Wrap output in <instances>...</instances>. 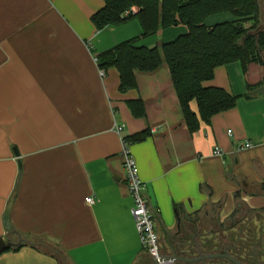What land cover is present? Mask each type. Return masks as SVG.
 <instances>
[{
	"label": "crops",
	"instance_id": "1",
	"mask_svg": "<svg viewBox=\"0 0 264 264\" xmlns=\"http://www.w3.org/2000/svg\"><path fill=\"white\" fill-rule=\"evenodd\" d=\"M103 6L104 0H0V237L15 244L0 264H154L131 214L123 154V138L145 129L151 134L130 150L164 253L195 245L206 251L203 224L212 206L219 205L220 222L243 204L264 208V92L256 91L264 87V66H217L204 86L251 97L191 132L167 63L136 70L138 89L126 93L115 68L101 75L97 55L142 34L137 19L98 30L92 16ZM220 14L206 23L227 17ZM187 31L162 28L140 44L170 42ZM137 98L145 117L128 105ZM191 107L199 113L196 100ZM217 146L223 153H214Z\"/></svg>",
	"mask_w": 264,
	"mask_h": 264
},
{
	"label": "trees",
	"instance_id": "2",
	"mask_svg": "<svg viewBox=\"0 0 264 264\" xmlns=\"http://www.w3.org/2000/svg\"><path fill=\"white\" fill-rule=\"evenodd\" d=\"M225 12L233 13L237 19L213 25L206 23L210 16ZM133 19L140 22L142 34L97 55L100 70L106 73L111 68L117 70L122 93L138 89L136 70L153 71L167 63L186 125L191 132L199 129L201 120L210 123L214 115L235 107L240 97H251L250 92L235 95L221 87H206L204 82L213 79L219 65L239 62L245 71L251 63L264 66L260 0H104V6L92 16L98 30L110 25H123ZM177 25L187 26L188 31L170 42L154 46L140 44L141 38ZM193 100L197 101L199 113L191 107ZM128 105L136 117L146 116L142 98L128 100ZM150 134V129H145L123 139L132 145L144 141ZM216 206L219 209V205ZM207 212L211 213L210 208ZM238 223L232 222L228 229L236 227ZM219 225L225 229L223 222H219ZM179 235L181 231L172 233L173 238ZM184 243L187 245L186 241ZM194 248L188 247L182 251L175 248L172 255L199 256L200 253Z\"/></svg>",
	"mask_w": 264,
	"mask_h": 264
},
{
	"label": "built area",
	"instance_id": "3",
	"mask_svg": "<svg viewBox=\"0 0 264 264\" xmlns=\"http://www.w3.org/2000/svg\"><path fill=\"white\" fill-rule=\"evenodd\" d=\"M100 72L101 75L105 74V71L103 70ZM122 127L123 126L121 125L117 126L118 132L122 129ZM229 133H232V130H229ZM251 145L252 144L250 142L245 144L246 147H250ZM214 153L221 154L223 151L217 146ZM123 154L126 181L133 197L131 214L135 220L143 248L150 254L154 264H184L174 255L164 253L161 248L160 237L155 227V215L143 193L144 184L139 174L137 161L130 150V145H128L125 141ZM86 201L89 204H93L95 199L93 196H89L86 198Z\"/></svg>",
	"mask_w": 264,
	"mask_h": 264
},
{
	"label": "rangeland",
	"instance_id": "4",
	"mask_svg": "<svg viewBox=\"0 0 264 264\" xmlns=\"http://www.w3.org/2000/svg\"><path fill=\"white\" fill-rule=\"evenodd\" d=\"M221 14H222V16L225 15L227 17L223 18L219 22L235 18V15L233 13H230V12L221 13ZM221 14H220V16H221ZM215 15H217V14H215ZM260 16H261V24L264 27V0H260ZM243 206H244L243 208H239L236 215H234L233 217H230L229 219H227L223 223H224L225 229H228V227H230V225L234 221L236 222L238 220L240 222L241 220L242 221L244 220V222L242 224H237L236 227H234L232 229L229 228L228 230L223 229V227L221 228V226L219 225L220 221H219V217H218V215H219L218 207L217 206L211 207L210 216L209 217L207 216L208 218H206L204 220V224H203V226L207 229V232L210 233V230L213 229V233L212 232L210 233L211 234L210 235L211 244L209 246L210 249H215V251H217L218 246H216V245H219L223 241H225L226 243H237V242L243 243V242H246V241H240L239 242L237 240L239 235H241V230L245 229L243 232L247 233V235H249V233L255 234L256 233L255 229L260 228L261 224H264V208L258 209V210L257 209L248 210L249 208H247L244 204H243ZM194 250H195V248H194ZM197 250H198V248H197ZM193 256H194V254H193ZM216 261H218V260H214V261L209 260L203 264H214Z\"/></svg>",
	"mask_w": 264,
	"mask_h": 264
},
{
	"label": "flooded vegetation",
	"instance_id": "5",
	"mask_svg": "<svg viewBox=\"0 0 264 264\" xmlns=\"http://www.w3.org/2000/svg\"><path fill=\"white\" fill-rule=\"evenodd\" d=\"M244 221V220H243ZM243 223V222H241ZM245 229L241 230V235L237 238L240 241H246L243 243H226L225 241L221 242L217 247V251L215 249H210V239H208L207 246L204 250L206 251H198L201 254H212V253H222L231 255L234 260L227 257H218L205 259L206 261H214L218 260L216 264H264V224H261L260 228L255 229V234L247 235V233L243 232ZM213 233V229L210 230V233ZM209 238H210V235ZM249 239V240H248ZM196 243V242H195ZM195 248L198 247L195 245ZM201 250L200 246L198 250ZM214 263V264H215Z\"/></svg>",
	"mask_w": 264,
	"mask_h": 264
},
{
	"label": "water",
	"instance_id": "6",
	"mask_svg": "<svg viewBox=\"0 0 264 264\" xmlns=\"http://www.w3.org/2000/svg\"><path fill=\"white\" fill-rule=\"evenodd\" d=\"M256 91L258 93H262V92H264V87L259 88ZM11 207H12V203L9 204V206L6 210V213H5V217H4V225H5V228L7 230L12 229V224H11V220H10ZM14 246H15L14 243L8 242L4 237H0V254H2L5 250L10 249ZM175 257L180 262H183V263H193V262H197V261H201V260H205V259L218 258V257H227V258L234 260V258L231 255L222 254V253L201 254V255L196 256V257H179V256H175Z\"/></svg>",
	"mask_w": 264,
	"mask_h": 264
}]
</instances>
